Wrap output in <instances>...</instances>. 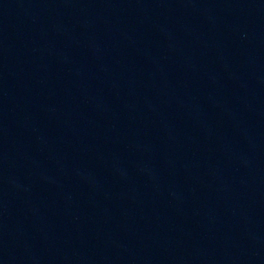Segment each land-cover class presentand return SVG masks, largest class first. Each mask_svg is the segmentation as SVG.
<instances>
[{
    "label": "water",
    "instance_id": "obj_1",
    "mask_svg": "<svg viewBox=\"0 0 264 264\" xmlns=\"http://www.w3.org/2000/svg\"><path fill=\"white\" fill-rule=\"evenodd\" d=\"M0 264H264V0H0Z\"/></svg>",
    "mask_w": 264,
    "mask_h": 264
}]
</instances>
